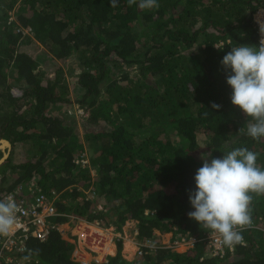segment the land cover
<instances>
[{"label": "trees", "instance_id": "16d2710c", "mask_svg": "<svg viewBox=\"0 0 264 264\" xmlns=\"http://www.w3.org/2000/svg\"><path fill=\"white\" fill-rule=\"evenodd\" d=\"M158 4L141 10L127 0L115 6L112 0H0V137L30 144L29 158L14 164L10 154L0 164V199L34 178L48 196L59 193L56 205L64 215L53 216L54 225L72 214L119 231L135 220L142 241L155 231L196 238L184 252L157 243L133 260L124 258L118 240L115 255L92 264H264V195L251 194L244 243L224 245L223 254H212L208 231L187 215L203 153L215 158L247 147L264 169V137L246 135L251 117L232 105L220 63L231 47L259 45L254 14L264 0ZM24 43L42 45L60 62L76 56L82 66L77 103L90 126L82 136L48 113L53 104L71 102L62 68L45 76ZM9 74L21 94L12 92ZM198 130L207 135L205 146ZM86 143L95 152L84 163ZM8 170L14 181L3 185ZM85 190L103 199L101 208ZM29 244L39 264H82L73 257L76 241L58 229Z\"/></svg>", "mask_w": 264, "mask_h": 264}, {"label": "clouds", "instance_id": "9594fccd", "mask_svg": "<svg viewBox=\"0 0 264 264\" xmlns=\"http://www.w3.org/2000/svg\"><path fill=\"white\" fill-rule=\"evenodd\" d=\"M115 3L116 0H112L113 6ZM127 3L129 6L137 5L141 10L159 7L158 0H127ZM260 33L258 46L239 44L231 47L220 61L226 83L231 88V103L238 106L245 116L251 117L246 135L254 140L264 137V25ZM224 46L214 45L217 49H223ZM220 107L212 104L213 109ZM201 159L202 166L194 175L195 188L188 193L194 210L187 215L201 229L208 231V241L209 236H212L229 248L243 244L241 232L252 223L251 194L264 195V169L257 165V154L247 147H237L223 153L222 157L214 158L211 152L203 153ZM18 211L11 196L0 199V235L12 233ZM136 230L138 234L137 227ZM195 241L196 238L193 243ZM92 252V256L100 257L97 250ZM73 257L77 260L76 254ZM93 259L88 260L90 264Z\"/></svg>", "mask_w": 264, "mask_h": 264}, {"label": "rangeland", "instance_id": "374dc122", "mask_svg": "<svg viewBox=\"0 0 264 264\" xmlns=\"http://www.w3.org/2000/svg\"><path fill=\"white\" fill-rule=\"evenodd\" d=\"M13 15L15 14V11H13ZM12 15V17H14ZM32 36V34H31ZM26 49L31 53V55L38 61V67L41 71L45 73V76L47 77H54L55 72L57 69L62 68L61 75L63 80L67 83V96L70 98L71 102H67L65 104H53L50 106V109L48 113L50 114H58L61 118L65 120L66 123H68L70 126H72L75 130L76 133H79L81 136L84 134V132L89 131V125L86 122L85 115L77 112L75 110L76 105H80L77 103L79 99V93L81 91V88L79 87V84L77 82V75L79 72L82 70V66H79V63L77 61L76 56H70L66 58L64 61H58L53 57V55L46 50L45 47L42 45H33V44H27L24 43ZM8 73H11L9 71ZM13 75V73H12ZM12 75L9 74L11 77V80L9 81V84L11 85V90L15 95L21 94V90L18 87L19 81L15 80ZM2 88V87H0ZM197 138L198 142L201 146H205L208 138L206 133L203 131L198 130L197 132ZM29 143L25 142H18L15 145H11L10 150H9V155L11 154L12 162L14 164L20 163L26 158L30 157V147ZM86 148H87V156L86 160L89 162L90 158L93 157L94 150L92 149V146L86 143ZM1 152L4 154L6 151H8L7 147L0 148ZM9 157V156H8ZM95 170L93 169V173ZM7 180L3 185L9 184L14 181V176L11 173L10 170L7 172ZM1 174H0V184H1ZM92 190H85V194L89 198H97L94 194H92ZM97 206L101 205L103 203V199L98 197L97 198ZM99 204V205H98ZM69 219L67 221L63 222L60 225V230L62 233V236L70 240L72 242L76 241V246L73 250V256L74 254L77 255V260H90L93 259L94 256L91 255L94 254L92 251L88 250L89 248L98 250L99 244L98 242L100 240L106 238V240H111L114 244V251H104L107 252L105 255H115L117 252V241L121 240L122 242V255L124 258L127 260H133L139 258L141 255L136 253L137 247L139 244H152V246H155L157 243L162 244V245H170L172 244L174 238L172 237V232L168 233H161L159 231H155L156 236L151 237L145 240H140L138 237V234L136 233V227H137V222L135 220H127L123 226L122 230L119 231L117 230L116 226L114 225H109L107 227L102 226L99 224L98 220L94 219L93 221H87L86 219L83 218H78L75 220L74 215L68 214L67 215ZM86 225V227H85ZM83 226V227H81ZM88 226L96 227L99 229L103 230V233L100 236V239L98 236L87 234L89 233ZM264 228V224L261 225ZM91 232V231H90ZM104 235V236H103ZM108 235V236H107ZM104 243V242H102ZM101 243V244H102ZM98 246L96 247L95 245ZM129 245V247H128ZM189 243L182 242L176 245V247H172L173 250L177 252H184L186 251L189 247ZM89 247V248H88ZM105 247V246H104ZM88 250V251H84ZM112 252V253H110ZM80 253H84V255H80ZM89 255V258H86L85 255ZM145 253V251L143 252ZM86 255V256H87ZM143 255V254H142ZM100 257H97L98 259H102L104 256L102 254L99 255ZM107 258V257H106Z\"/></svg>", "mask_w": 264, "mask_h": 264}, {"label": "built area", "instance_id": "2783aa9c", "mask_svg": "<svg viewBox=\"0 0 264 264\" xmlns=\"http://www.w3.org/2000/svg\"><path fill=\"white\" fill-rule=\"evenodd\" d=\"M254 21L257 24L259 32V41L261 38L260 28L264 25V8H260L254 14ZM30 32V29H25V33ZM75 110L83 115H86L85 109L81 105H76ZM77 162L79 160H76ZM86 163L87 160L82 159ZM11 196L19 209L17 212V223L14 225L13 231L8 236L0 235V264H39L34 257V252L29 244L31 238H36L44 241L49 235L51 229L60 230V225L51 223V218L56 215H61L58 212L56 205L59 199V193L54 192L53 197L41 191V188L36 179H30L25 182L18 183L11 190L7 191L2 199ZM99 205V204H98ZM99 208L102 206L99 205ZM64 215V214H62ZM75 217V216H73ZM61 231V230H60ZM137 233V231H136ZM209 245L212 248V254H223L224 245L218 238L209 236ZM195 238H176L168 247H176L179 243L186 242L190 245ZM189 245V246H190ZM165 246V245H164ZM145 247L152 248V244H140L137 247L136 253L142 255ZM89 248V247H88ZM232 249V248H230ZM91 251L95 249L89 248ZM95 262H106L103 257L98 259L94 257ZM83 264H90V261L80 260Z\"/></svg>", "mask_w": 264, "mask_h": 264}, {"label": "crops", "instance_id": "0c3cea01", "mask_svg": "<svg viewBox=\"0 0 264 264\" xmlns=\"http://www.w3.org/2000/svg\"><path fill=\"white\" fill-rule=\"evenodd\" d=\"M95 229H96V231H95V233H94L95 236H97V234H99V233H100L99 235H101V234L103 233V230H102V229H101V230H100V229H97V228H95ZM98 232H99V233H98ZM100 241H101V243L104 242V243H102V245H103L102 249H105L106 251L109 252L108 247H110L109 245H110L111 243L113 244V242H112L111 240H110V241H109V240H106V238L103 239V237H102V240H100ZM100 241H99V242H100ZM113 245H114V244H113ZM104 246H105V247H104ZM102 249H101V250H102ZM101 250H100L99 248H98V250H97V251L99 252V255L102 256V254H103V255L105 256V254H106L107 252H104V251H105V250H104V251H103L104 253H103V252H101ZM84 251H85V250H84ZM113 251H114V250H113ZM113 251H112V252H113ZM112 252H110V253H112ZM100 253H102V254H100ZM74 255H75V254H74ZM80 255H84V253H80ZM86 255H87V253H86ZM86 255H85V257H86V258H89V255H87V256H86Z\"/></svg>", "mask_w": 264, "mask_h": 264}, {"label": "bare ground", "instance_id": "6f19581e", "mask_svg": "<svg viewBox=\"0 0 264 264\" xmlns=\"http://www.w3.org/2000/svg\"><path fill=\"white\" fill-rule=\"evenodd\" d=\"M3 148L4 147H6V143H2V145H1ZM81 227H83V226H81ZM85 227H86V225H85ZM88 231H89V233H87V234H91V235H94V233H95V231H96V229L94 228V227H92V226H88ZM91 231V232H90ZM99 233V232H98ZM100 234V233H99ZM99 234H97V236L99 237V239H100V236H99ZM104 236V235H103ZM108 236V235H107ZM98 244H99V249L101 250L102 249V247H103V245L101 244V241L100 242H98ZM98 244L97 245H95L96 247L98 246ZM110 247H108V249L110 250V251H112V250H114V245L111 243L110 245H109ZM128 247H129V245H128ZM105 249H102L101 250V252H103ZM104 253V252H103ZM100 254H102V253H100Z\"/></svg>", "mask_w": 264, "mask_h": 264}, {"label": "water", "instance_id": "95a60500", "mask_svg": "<svg viewBox=\"0 0 264 264\" xmlns=\"http://www.w3.org/2000/svg\"><path fill=\"white\" fill-rule=\"evenodd\" d=\"M2 143H6V147L9 149L11 147V141L4 138L0 137V148H3L1 145ZM9 156V150L4 153V155L0 158V164H2Z\"/></svg>", "mask_w": 264, "mask_h": 264}, {"label": "flooded vegetation", "instance_id": "af4514ba", "mask_svg": "<svg viewBox=\"0 0 264 264\" xmlns=\"http://www.w3.org/2000/svg\"><path fill=\"white\" fill-rule=\"evenodd\" d=\"M11 145H12V143H11ZM13 146V145H12ZM8 150H10V148L8 149ZM10 153V152H9ZM4 155V154H3Z\"/></svg>", "mask_w": 264, "mask_h": 264}]
</instances>
